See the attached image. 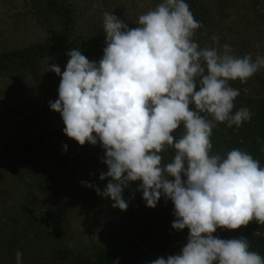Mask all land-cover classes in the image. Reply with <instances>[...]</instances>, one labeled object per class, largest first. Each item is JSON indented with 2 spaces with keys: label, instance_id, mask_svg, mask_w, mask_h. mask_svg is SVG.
<instances>
[{
  "label": "rangeland",
  "instance_id": "obj_1",
  "mask_svg": "<svg viewBox=\"0 0 264 264\" xmlns=\"http://www.w3.org/2000/svg\"><path fill=\"white\" fill-rule=\"evenodd\" d=\"M161 2L0 0V264H16L18 250L22 264H151L179 254L186 245L188 229L171 227L175 217L170 200L161 197L155 208H149L136 197V206L131 192L140 181L123 191L126 211L113 208V201L94 188L82 186L81 181H87L103 191L109 182L99 179L101 171H107L101 162L104 150L99 142L81 146L67 137L60 113L49 106L58 99L61 79L49 71L50 65L63 72L66 53L72 49L81 50L89 61L102 58L104 12L135 28L139 16ZM185 2L203 22V30L194 36L201 48L218 47L212 40L217 36L221 50L227 43L239 57L264 56V0ZM263 77L261 69L246 84L229 82L246 100H236L233 112L247 107L255 113L251 99L260 94L257 84ZM242 128L252 127L245 123ZM217 130L222 134L211 137V154L224 156L240 149L239 142L223 135L226 129ZM250 140L248 147L258 148L264 157V138ZM174 152L169 148L162 153V163H170ZM240 229L264 237V225L256 221ZM175 239L180 240L166 250ZM250 250L264 257L260 246Z\"/></svg>",
  "mask_w": 264,
  "mask_h": 264
},
{
  "label": "clouds",
  "instance_id": "obj_2",
  "mask_svg": "<svg viewBox=\"0 0 264 264\" xmlns=\"http://www.w3.org/2000/svg\"><path fill=\"white\" fill-rule=\"evenodd\" d=\"M201 28L185 0H162L135 28L104 12L102 58L89 61L72 49L63 72L50 65L61 79L49 106L60 113L67 137L81 146L99 142L104 150L107 171L99 179L109 182L103 191L87 181L82 186L122 211L128 208L123 191L136 181L147 207L161 197L173 203L171 227L188 229L187 243L151 264H264L247 238L213 235L252 221L264 225V167L246 150L211 154L217 123L239 128L251 121L247 107L233 112L240 90L229 82L246 84L264 69V56L239 57L227 43L221 50L217 36L218 47L201 48L194 41ZM181 125L183 134L174 135ZM169 148L174 157L165 165L162 153ZM22 257L18 250L16 264Z\"/></svg>",
  "mask_w": 264,
  "mask_h": 264
},
{
  "label": "trees",
  "instance_id": "obj_3",
  "mask_svg": "<svg viewBox=\"0 0 264 264\" xmlns=\"http://www.w3.org/2000/svg\"><path fill=\"white\" fill-rule=\"evenodd\" d=\"M201 22V21H200ZM203 23V22H202ZM203 28H201L200 31H202ZM253 82V81H252ZM254 83V82H253ZM257 86L259 87L258 89H260V94L257 95V97H254V99L252 100V103L255 106L254 109V114L252 116V119L250 122H246L248 124V127H252L251 130H247L241 127L237 128L236 126H233L232 128H229L226 126V123H217V126L213 129V135L216 134H222L220 130H217L218 128H223L226 129L228 131V133L224 134V136L226 137H230V141H233L235 143L239 142V146L241 150H246L249 154H251L253 156L254 159H257L260 161V165L261 167H264V157L260 156V154L257 152V150L255 148H253L254 146H249V142L251 141V137H261L264 138V77L262 78L261 82H259V84H257ZM244 95H242L240 93V95L235 99L234 101V108H237V101H244L246 102L245 99H243L242 97ZM240 98V99H239ZM194 107V106H193ZM240 109V107H239ZM209 119H211V117H208ZM245 124V123H244ZM183 125L180 126V128L177 130V134L180 133L182 134L183 131ZM259 147V146H258ZM249 149V150H248ZM131 195L133 197V199L135 198L137 204L138 205V200L140 199L141 201H144L142 198V191H137V189H134L131 192ZM137 197V199H136ZM261 233H264V230H261ZM213 235L215 236H220L223 238H227V239H232V238H240V237H245L248 239L250 246H260V248L264 249V237H257L252 233H249L245 230L242 229H237V230H228V229H217L216 233H214ZM180 239H175L172 244L166 248V250H168L173 244H175L177 241H179ZM161 250L162 249H157L156 253L161 254ZM121 264V261L118 263Z\"/></svg>",
  "mask_w": 264,
  "mask_h": 264
}]
</instances>
